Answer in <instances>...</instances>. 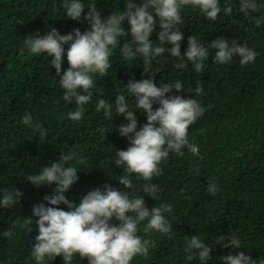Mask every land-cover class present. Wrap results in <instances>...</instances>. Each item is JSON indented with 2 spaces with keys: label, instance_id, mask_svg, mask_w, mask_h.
<instances>
[{
  "label": "trees",
  "instance_id": "trees-1",
  "mask_svg": "<svg viewBox=\"0 0 264 264\" xmlns=\"http://www.w3.org/2000/svg\"><path fill=\"white\" fill-rule=\"evenodd\" d=\"M83 2L86 14L88 0ZM133 2L140 4L141 0ZM257 3L264 6V0ZM227 4L232 6L233 14L226 16L221 12L214 22L190 6L182 11L183 24L178 26L184 36L181 52L186 51L189 36H195L205 46L223 36L247 44L258 55L254 63L246 66L240 65L239 57L220 65L212 57L217 50L210 49L201 73H195L190 63L185 70L176 69L170 53L162 58L160 72L154 77L156 85L176 79L184 84L181 93L173 90L168 95L192 98L197 82L203 84V95L195 98L207 110L188 129V138L199 146L203 159L192 156L187 149L183 157L170 153L160 165L162 174L152 180L160 189L154 200L143 192L144 181L135 174L130 177L136 193L145 196L149 210L161 204L172 205L166 218L174 233L169 239L157 232L145 235L141 231L140 235L152 239L155 247L147 258L137 256L131 264H199L198 259L188 261L184 251L185 236L193 235L200 236L212 248L209 264H223L222 257L237 251L264 264V24L257 28L240 13L239 0H227ZM96 6L102 17L126 8L125 0H96ZM221 6H226L225 0H221ZM89 27L83 16L80 21L65 16L63 0H0V193L15 188L23 193L15 207L0 208V234L15 225L11 239L0 235V264H36L31 251L38 235L37 218L33 217L30 227L22 226L23 219L32 216L34 204L46 203L43 197L52 194L55 185L37 187L26 178L58 161L61 151L75 149L87 163L86 168L76 165L83 169L78 172V181L65 193L69 201L78 205L83 195L97 187L103 190L105 184L131 192L118 183L125 173L114 165L116 149L130 146L118 132V127L128 121L114 108L109 117L103 110L97 112L96 103L100 98L115 103L117 94H123L130 107L135 108V97L128 96L125 85L130 78H152L143 74L142 60L126 66L119 50H113L108 75L96 76L98 94L94 93L85 105L83 118L73 122L67 113L74 110L75 102L65 105L64 90L50 64L51 57L32 55L23 49L25 38L34 33L44 35L55 28L64 35ZM124 27L126 31L130 29L126 21ZM159 30L157 24L150 37L153 43H158ZM64 48L66 53L68 45ZM68 67L65 54L61 74ZM158 106L153 105L154 109ZM26 113L48 130L46 142L39 140L37 130L22 123ZM135 115L139 128L146 123V114L137 109ZM209 181L217 185L214 195L206 190ZM59 207L68 210L66 205ZM112 223L119 221L113 219ZM229 234L240 239L241 248L234 250L215 243L216 237ZM49 264L64 261L58 256ZM73 264L88 261L76 256Z\"/></svg>",
  "mask_w": 264,
  "mask_h": 264
},
{
  "label": "clouds",
  "instance_id": "clouds-1",
  "mask_svg": "<svg viewBox=\"0 0 264 264\" xmlns=\"http://www.w3.org/2000/svg\"><path fill=\"white\" fill-rule=\"evenodd\" d=\"M225 4L222 7L221 0H141L140 4L125 0L124 11L119 9L102 17L96 0H88L86 14L83 0H63L65 16L73 21H80L83 16L89 29L83 32L74 29L61 35L57 29L51 28L44 35L37 32L25 38L23 49H27L29 54L51 57L50 64L55 68L59 86L64 90L65 105L75 102L74 110L67 113L73 122L83 118L85 105L92 100L94 93L98 94L96 76L108 75L113 50H119L126 66L134 60H142L143 74L152 77L139 81L130 78L125 85L128 96L135 97V108L130 107L123 94H117L115 103L110 104L104 98L96 103L97 112L103 110L109 117L114 108L117 115H123L128 121L118 127V132L128 139L130 146L126 150L116 149L114 165L125 173L118 183L131 189V192L105 184L103 190L97 187L83 195L78 205L69 201L65 193L78 181V172L83 169L76 165L87 167L85 158L75 149L67 153L61 151L58 161L41 168L39 174L27 176L26 180L37 187L55 185L52 194L43 197L46 203L34 204L32 216L23 219L22 226L30 227L33 217L37 218L38 235L31 251L36 264H49L58 256L63 258L64 264H73L76 256L87 258L88 264H131L137 256L147 258L155 247L152 239L140 235L141 231L145 235L157 232L169 239L173 237V227L166 218V214L173 210L172 205L161 204L149 210L145 196L136 193L130 177L135 174L144 181L143 192L154 200L158 198L160 189L152 180L162 174L160 165L170 153L183 157L184 149H187L192 156L203 159L199 146L188 138L189 127L207 110L195 98L203 95V84L198 81L194 89L195 97L185 98L179 94L168 95L173 90L176 93L183 91L182 80L162 82L158 87L154 77L160 72L162 58L167 53L176 61V69L185 70L190 63L195 73L204 71L210 49L217 50L212 57L220 65L230 63L236 57H239L241 66L255 62L258 53L254 49L223 36L207 46L195 36H189L188 47L181 52L184 36L178 26L183 24L182 11L190 6L214 22L221 12L226 16L233 14L227 0ZM262 7L257 0H239L240 13L257 28L264 24ZM125 21L130 25L128 31L124 27ZM157 24L160 29L158 43H153L150 37ZM166 44L171 47H165ZM64 45H68L66 53ZM65 54L69 67L61 74ZM158 57L161 59L158 60ZM154 104L159 106L154 109ZM137 109L146 114V123L139 128L135 115ZM22 123L37 130L39 140L46 142L48 130L39 122H33L30 113L24 115ZM101 134L105 135L103 130ZM206 190L214 195L217 185L209 181ZM22 195L21 190L16 188L3 191L0 193V208L15 207ZM61 204L66 205L68 210L60 208ZM113 219L119 223H112ZM13 228L0 235L11 239L15 235ZM215 243L234 250L241 248L240 239L232 234L216 237ZM184 251L188 261L198 259L199 264H209L212 248L200 236H185ZM222 261L223 264H257L242 251H237L235 255L230 253L222 257Z\"/></svg>",
  "mask_w": 264,
  "mask_h": 264
}]
</instances>
